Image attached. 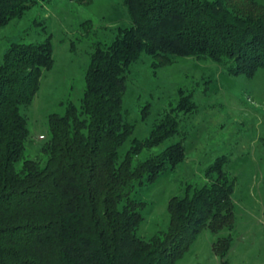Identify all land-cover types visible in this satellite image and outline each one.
<instances>
[{"label":"trees","instance_id":"obj_1","mask_svg":"<svg viewBox=\"0 0 264 264\" xmlns=\"http://www.w3.org/2000/svg\"><path fill=\"white\" fill-rule=\"evenodd\" d=\"M28 1L0 0V26L20 16ZM123 3L131 23L118 26L110 42L95 43L80 105L68 102L62 114H49L42 158L24 155L29 131L21 109L53 63L50 36L12 43L0 58V264H175L203 228L232 225L233 190L216 161V179L168 200L165 232L138 235L147 202L134 196L136 188L182 162L185 145L182 137L133 162L179 132L165 112L120 157L134 129L122 99L129 67L143 52L160 61L209 59L231 75L264 68V7L233 0ZM182 98L175 109L188 112L191 104ZM230 244L220 238L214 250L224 258Z\"/></svg>","mask_w":264,"mask_h":264},{"label":"rangeland","instance_id":"obj_2","mask_svg":"<svg viewBox=\"0 0 264 264\" xmlns=\"http://www.w3.org/2000/svg\"><path fill=\"white\" fill-rule=\"evenodd\" d=\"M233 2L264 7V0ZM130 23L123 0H30L20 16L0 26V58L12 43L51 40L53 63L43 71L31 103L21 109L29 131L26 158H42L49 114H62L68 102L80 105L95 43L110 42L118 26ZM181 97L191 104L188 112L175 109ZM122 106L134 129L120 146V157L133 138L148 137L165 112L179 122V132L143 149L133 162L182 137L185 145L182 162L136 188L134 196L147 202L138 235L149 239L165 232L168 200L216 179L211 167L221 161L233 190L232 225L217 231L203 228L175 264H222L223 259L227 264H264V68L231 75L225 65L209 59L174 56L160 61L143 52L129 67ZM226 237L231 244L221 258L214 244Z\"/></svg>","mask_w":264,"mask_h":264}]
</instances>
